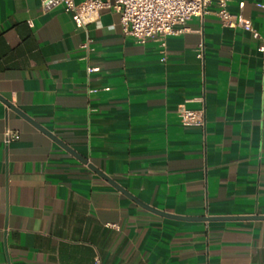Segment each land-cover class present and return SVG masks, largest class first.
<instances>
[{"label":"crops","instance_id":"crops-1","mask_svg":"<svg viewBox=\"0 0 264 264\" xmlns=\"http://www.w3.org/2000/svg\"><path fill=\"white\" fill-rule=\"evenodd\" d=\"M260 3L228 9L264 36ZM188 28L163 48L110 9L79 27L0 0V264H264V219H199L264 215L262 41L214 13Z\"/></svg>","mask_w":264,"mask_h":264},{"label":"built area","instance_id":"built-area-1","mask_svg":"<svg viewBox=\"0 0 264 264\" xmlns=\"http://www.w3.org/2000/svg\"><path fill=\"white\" fill-rule=\"evenodd\" d=\"M63 7L72 14L77 26L87 27L99 20L102 10L110 9L120 14L122 32L134 37L139 43L160 41L163 48L169 36L186 32L193 17L214 13L226 27H240L262 41L259 50L264 52V36L242 14L228 9V0H42V10ZM264 8V4H259ZM204 44H199L198 56L203 57ZM180 118L185 125H204L203 110L183 108ZM20 138L11 128L4 132L5 143Z\"/></svg>","mask_w":264,"mask_h":264},{"label":"water","instance_id":"water-1","mask_svg":"<svg viewBox=\"0 0 264 264\" xmlns=\"http://www.w3.org/2000/svg\"><path fill=\"white\" fill-rule=\"evenodd\" d=\"M11 107H13L10 103H8ZM24 114V113H23ZM26 117V115H24ZM28 118L29 120L32 121V119H30L29 117H26ZM34 122V121H32ZM39 126V125H38ZM51 137H53L54 139L56 140H59L57 139V137H55V135H53L50 131L44 129ZM61 142V141H59ZM67 148H69L68 146H66ZM70 149V148H69ZM71 150V149H70ZM82 161L83 162H87V160L85 158H82ZM90 168L93 169L94 171H96L99 175H101L102 177H104L105 179H107L108 181H110L116 188H118L119 190L123 191L124 193H127L129 194L123 187H121L118 183H116L113 179H111L109 176H107L105 173H103L102 171H100L99 169H97L96 167H94L93 165H90ZM130 197H132L131 195H129ZM134 200H136L137 202H139L141 205H143L144 207L152 210L153 212L155 213H158L160 215H164V216H168V217H174V218H177V219H191V218H198V217H185V216H180V215H176V214H171V213H168L166 211H162V210H159V209H156V208H153L149 205H146L145 203H142L141 201H139L138 199L132 197ZM215 218H220V219H264V215H258V214H254V215H242V216H220V217H199V219H202V220H213Z\"/></svg>","mask_w":264,"mask_h":264}]
</instances>
